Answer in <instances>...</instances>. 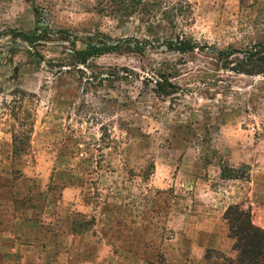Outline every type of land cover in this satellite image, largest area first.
Instances as JSON below:
<instances>
[{
    "label": "rangeland",
    "instance_id": "obj_1",
    "mask_svg": "<svg viewBox=\"0 0 264 264\" xmlns=\"http://www.w3.org/2000/svg\"><path fill=\"white\" fill-rule=\"evenodd\" d=\"M257 45L264 0H0V264H225L188 211L264 216V76L207 48Z\"/></svg>",
    "mask_w": 264,
    "mask_h": 264
},
{
    "label": "trees",
    "instance_id": "obj_2",
    "mask_svg": "<svg viewBox=\"0 0 264 264\" xmlns=\"http://www.w3.org/2000/svg\"><path fill=\"white\" fill-rule=\"evenodd\" d=\"M15 33L16 31H12ZM23 38L34 37L35 35L26 32L17 33ZM37 36V35H36ZM144 44V42H143ZM166 46L171 51L179 53H189L195 50L204 51L195 43L188 41H179L177 43L168 42ZM218 60L229 61L237 54L242 55V59L232 67L231 70L249 76H264V45H257L249 51H219L207 48ZM119 46L113 47H88L77 51L72 48V54L79 64H85L89 59H97L102 56L117 52ZM163 94H169L170 91L160 89ZM222 180H239L241 176L236 169H224L221 173ZM224 219L229 228V237L234 241L233 250L237 253L235 259H225V264H264V230L256 227L252 223L251 214L248 210L240 206H229L224 213Z\"/></svg>",
    "mask_w": 264,
    "mask_h": 264
},
{
    "label": "crops",
    "instance_id": "obj_3",
    "mask_svg": "<svg viewBox=\"0 0 264 264\" xmlns=\"http://www.w3.org/2000/svg\"><path fill=\"white\" fill-rule=\"evenodd\" d=\"M231 205L232 203H228L225 207H223L217 219L209 218L206 213L207 210L205 208L197 209V206L194 205L195 209L194 211H192V206L189 207V217L192 218V220L194 221V224L192 225V231L189 234L191 238V246L193 249H197L198 251H204L203 257L205 256L206 251L214 249L216 250V252L220 253V256H222L223 259L236 258H233V256L237 255V253L233 250L234 241L229 237V229L226 225V220L224 219V213L226 212L227 208ZM246 208L252 215V223L256 227H259L264 230V216H259L257 214L255 216V211H252L249 206H246ZM187 225L188 224H186L185 227ZM207 262L208 261H204L205 264H213V261L210 263ZM15 263L16 262H12V264Z\"/></svg>",
    "mask_w": 264,
    "mask_h": 264
}]
</instances>
